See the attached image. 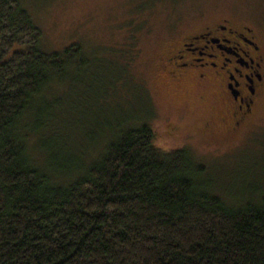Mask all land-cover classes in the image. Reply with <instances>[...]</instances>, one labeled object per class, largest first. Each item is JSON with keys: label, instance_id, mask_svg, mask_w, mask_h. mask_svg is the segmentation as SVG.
Here are the masks:
<instances>
[{"label": "trees", "instance_id": "trees-1", "mask_svg": "<svg viewBox=\"0 0 264 264\" xmlns=\"http://www.w3.org/2000/svg\"><path fill=\"white\" fill-rule=\"evenodd\" d=\"M84 54L44 51L22 2L0 0V264H264V195L209 191L188 151L155 146L148 117L119 126L86 167L40 166L23 121Z\"/></svg>", "mask_w": 264, "mask_h": 264}, {"label": "rangeland", "instance_id": "rangeland-1", "mask_svg": "<svg viewBox=\"0 0 264 264\" xmlns=\"http://www.w3.org/2000/svg\"><path fill=\"white\" fill-rule=\"evenodd\" d=\"M20 1L41 30L44 51L78 44L88 59L67 66L23 121L42 168L60 170L66 161L86 167L119 126L148 117L155 146L188 151L205 167L209 191L233 202L264 195V84L235 127L219 84L165 71L179 43L215 24L249 28L264 70V0ZM38 109L47 112L42 121L53 118L49 131L40 130Z\"/></svg>", "mask_w": 264, "mask_h": 264}, {"label": "flooded vegetation", "instance_id": "flooded-vegetation-1", "mask_svg": "<svg viewBox=\"0 0 264 264\" xmlns=\"http://www.w3.org/2000/svg\"><path fill=\"white\" fill-rule=\"evenodd\" d=\"M249 28L215 24L179 43L167 56L165 71L172 79L194 78L219 84L234 126L255 106L264 82L263 56Z\"/></svg>", "mask_w": 264, "mask_h": 264}]
</instances>
